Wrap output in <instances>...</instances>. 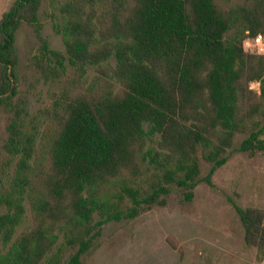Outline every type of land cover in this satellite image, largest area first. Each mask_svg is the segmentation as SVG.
<instances>
[{
  "label": "trees",
  "instance_id": "trees-1",
  "mask_svg": "<svg viewBox=\"0 0 264 264\" xmlns=\"http://www.w3.org/2000/svg\"><path fill=\"white\" fill-rule=\"evenodd\" d=\"M40 6L13 0L0 18V110L13 113L4 147L17 158L0 193V264H58L61 236L77 246L65 264H81L103 224L165 205L173 187L191 200L226 163L235 134L264 113V54L243 44L264 35V0H64L53 22L64 50L41 38L32 57L58 85L39 130L14 98L16 31L25 22L39 33ZM261 133L238 149L264 153ZM26 202L33 225L13 238ZM235 209L260 264L264 208Z\"/></svg>",
  "mask_w": 264,
  "mask_h": 264
},
{
  "label": "rangeland",
  "instance_id": "rangeland-1",
  "mask_svg": "<svg viewBox=\"0 0 264 264\" xmlns=\"http://www.w3.org/2000/svg\"><path fill=\"white\" fill-rule=\"evenodd\" d=\"M63 1L41 0L39 33L25 22L16 31L18 64L14 99L22 105V117L29 129L33 125L39 130L43 128L40 109L50 104L52 92L58 89L57 84L45 81L32 57L38 52L41 38L51 48L64 50L62 37L53 28ZM12 2L0 0V18ZM262 37L264 39V35ZM244 48L258 53L252 45ZM88 72L89 75L94 73L91 67ZM250 87L259 91L260 83L251 82ZM12 115L1 108L0 193L9 190L17 159L4 147ZM260 128V137L264 140V113L249 121L244 131L235 134L226 163L215 170L210 183L203 180L194 188L191 200L184 198L181 188L173 187L165 205H153L133 218L103 224L81 257V264H259L256 248L244 241L243 226L235 205L264 208V153L250 154L238 149L251 130ZM199 161L200 176L204 178L210 164L201 152ZM99 217L95 214L94 221ZM32 225L31 210L26 202V212L13 238ZM63 241L61 236L54 249L58 264H65L77 247L67 246ZM4 250L0 240V251Z\"/></svg>",
  "mask_w": 264,
  "mask_h": 264
},
{
  "label": "built area",
  "instance_id": "built-area-1",
  "mask_svg": "<svg viewBox=\"0 0 264 264\" xmlns=\"http://www.w3.org/2000/svg\"><path fill=\"white\" fill-rule=\"evenodd\" d=\"M243 44L244 47L252 45L258 49V53L264 54V39L260 34L254 37L245 38Z\"/></svg>",
  "mask_w": 264,
  "mask_h": 264
},
{
  "label": "crops",
  "instance_id": "crops-1",
  "mask_svg": "<svg viewBox=\"0 0 264 264\" xmlns=\"http://www.w3.org/2000/svg\"><path fill=\"white\" fill-rule=\"evenodd\" d=\"M261 264H264V258H263V260H262Z\"/></svg>",
  "mask_w": 264,
  "mask_h": 264
},
{
  "label": "water",
  "instance_id": "water-1",
  "mask_svg": "<svg viewBox=\"0 0 264 264\" xmlns=\"http://www.w3.org/2000/svg\"><path fill=\"white\" fill-rule=\"evenodd\" d=\"M9 72H11V69L9 70Z\"/></svg>",
  "mask_w": 264,
  "mask_h": 264
}]
</instances>
